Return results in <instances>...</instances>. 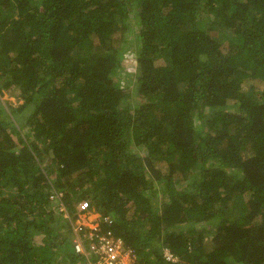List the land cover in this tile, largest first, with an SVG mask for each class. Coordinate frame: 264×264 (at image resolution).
Instances as JSON below:
<instances>
[{"label":"trees","instance_id":"16d2710c","mask_svg":"<svg viewBox=\"0 0 264 264\" xmlns=\"http://www.w3.org/2000/svg\"><path fill=\"white\" fill-rule=\"evenodd\" d=\"M90 209L134 264H264V0H0V264H97Z\"/></svg>","mask_w":264,"mask_h":264},{"label":"rangeland","instance_id":"374dc122","mask_svg":"<svg viewBox=\"0 0 264 264\" xmlns=\"http://www.w3.org/2000/svg\"><path fill=\"white\" fill-rule=\"evenodd\" d=\"M218 34H219V31H218ZM135 56V52L133 50H128L127 52V57L129 59V61L126 62L127 64V69H129L130 71H135L137 69V65H135L133 62H132V59H134L133 57ZM133 84V83H132ZM250 84H255L259 87H262L263 86V82L258 78V79H249V80H246L245 83H244V88L246 87H249ZM22 99L19 98L17 95H14L13 93H9V92H6L3 97H2V102H4L6 105L8 104L7 102H11L15 105H19L22 103ZM132 101L134 103H137L139 101V96L138 94L136 93V85H135V88L133 90V99ZM60 195H62L60 193ZM53 203L54 204H59L60 202V207L61 208H66V206L64 205V202L63 200L60 198H58L57 195L54 196L53 198ZM84 201V200H82ZM81 201V202H82ZM81 202L78 203V207L80 208L81 207ZM69 212L66 211V214H68ZM77 217H74L73 214L69 217V220L71 221L72 223V227L73 229L76 231L77 235L76 237L81 241L83 242L84 246L86 248H88L89 250L91 249V246L94 245L93 241L90 240L87 236H85V234L83 235L82 234V226H87L89 227V230L87 231H84V233H87L91 230H93V228L95 226L98 225V213L94 210V209H90L88 211H78L77 213ZM71 217H74V219L71 220ZM92 232V231H91ZM90 233V232H89ZM76 238V239H77ZM209 239V238H208ZM134 261V255H130L129 257L128 256H125L123 258V262L121 264H134L133 263ZM101 264H104V263H101Z\"/></svg>","mask_w":264,"mask_h":264},{"label":"built area","instance_id":"2783aa9c","mask_svg":"<svg viewBox=\"0 0 264 264\" xmlns=\"http://www.w3.org/2000/svg\"><path fill=\"white\" fill-rule=\"evenodd\" d=\"M81 208H86L89 204L88 201H82ZM92 231V232H91ZM87 233H84L94 245L89 250L86 248L78 238L76 239L75 247L79 252H83L90 256L92 253L99 255L97 264H121L125 256L132 255V251L125 247L124 241L120 237H113L108 234H103L98 231V225ZM166 254L170 257V252L166 249Z\"/></svg>","mask_w":264,"mask_h":264}]
</instances>
